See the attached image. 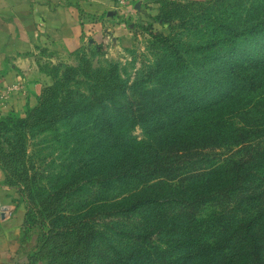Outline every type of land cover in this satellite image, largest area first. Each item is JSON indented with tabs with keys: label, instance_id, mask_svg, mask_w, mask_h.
Here are the masks:
<instances>
[{
	"label": "trees",
	"instance_id": "16d2710c",
	"mask_svg": "<svg viewBox=\"0 0 264 264\" xmlns=\"http://www.w3.org/2000/svg\"><path fill=\"white\" fill-rule=\"evenodd\" d=\"M245 1L131 82L108 73L42 94L28 130L61 129L67 153L47 186L28 177L45 214H25L27 229L48 225L103 264H264V0Z\"/></svg>",
	"mask_w": 264,
	"mask_h": 264
},
{
	"label": "rangeland",
	"instance_id": "374dc122",
	"mask_svg": "<svg viewBox=\"0 0 264 264\" xmlns=\"http://www.w3.org/2000/svg\"><path fill=\"white\" fill-rule=\"evenodd\" d=\"M188 1L154 0L142 3L132 0L129 5L122 2V6L111 16L103 19L102 28L98 30V36H93L92 44L61 62L46 65L44 73L49 80L34 106L27 103L21 108L4 107L0 110L2 185L13 197V204L24 210L26 215L29 214L30 222L44 219L42 216L45 211L39 200L35 199V190L31 193L26 191L30 185L28 177L38 174L44 177L38 179V183L47 186V177L54 172L59 174L67 151L61 129L58 132L41 133L28 130L29 112L39 106V99L47 89H52L58 96L67 89L86 91L95 75L108 73L117 74L121 79L131 82L144 66L153 65L159 60L174 61V54L182 48L212 39L216 25L232 23L234 11L241 10L236 0H221L214 4H193ZM242 44L239 46L254 48L253 43ZM134 134L138 138L142 137L139 129ZM19 153L22 155L21 167L14 164L16 158H20L16 157ZM12 155L15 157L11 158ZM32 203H35V208ZM216 211V207L207 205L202 208L199 218H209ZM34 229L26 233L24 242L20 243L22 249H18L8 264L104 263L97 250L78 249L74 238L70 236L49 240L48 225L43 230ZM103 250L107 255L110 249Z\"/></svg>",
	"mask_w": 264,
	"mask_h": 264
},
{
	"label": "crops",
	"instance_id": "0c3cea01",
	"mask_svg": "<svg viewBox=\"0 0 264 264\" xmlns=\"http://www.w3.org/2000/svg\"><path fill=\"white\" fill-rule=\"evenodd\" d=\"M124 1L127 5L132 2L0 0V98L8 96L5 108L34 106L49 80L44 73L46 65L61 62L92 44L103 19ZM24 220L25 211L13 204L0 173V264H8L22 249L20 243L29 231Z\"/></svg>",
	"mask_w": 264,
	"mask_h": 264
},
{
	"label": "built area",
	"instance_id": "2783aa9c",
	"mask_svg": "<svg viewBox=\"0 0 264 264\" xmlns=\"http://www.w3.org/2000/svg\"><path fill=\"white\" fill-rule=\"evenodd\" d=\"M124 3V2H123ZM8 98L7 95H3L0 98V110L3 109L6 106V99Z\"/></svg>",
	"mask_w": 264,
	"mask_h": 264
}]
</instances>
